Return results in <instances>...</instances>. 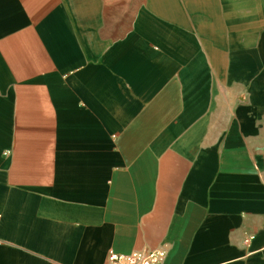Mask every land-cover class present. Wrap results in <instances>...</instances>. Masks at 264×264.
Wrapping results in <instances>:
<instances>
[{
    "label": "crops",
    "instance_id": "1",
    "mask_svg": "<svg viewBox=\"0 0 264 264\" xmlns=\"http://www.w3.org/2000/svg\"><path fill=\"white\" fill-rule=\"evenodd\" d=\"M264 264V0H0V264Z\"/></svg>",
    "mask_w": 264,
    "mask_h": 264
},
{
    "label": "built area",
    "instance_id": "2",
    "mask_svg": "<svg viewBox=\"0 0 264 264\" xmlns=\"http://www.w3.org/2000/svg\"><path fill=\"white\" fill-rule=\"evenodd\" d=\"M166 256V250L155 248L130 253H116L109 250L106 256V264H162Z\"/></svg>",
    "mask_w": 264,
    "mask_h": 264
}]
</instances>
